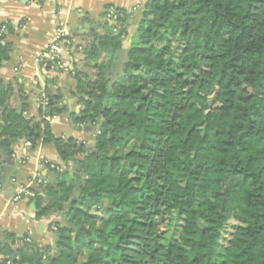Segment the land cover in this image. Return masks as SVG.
Masks as SVG:
<instances>
[{"label": "trees", "instance_id": "16d2710c", "mask_svg": "<svg viewBox=\"0 0 264 264\" xmlns=\"http://www.w3.org/2000/svg\"><path fill=\"white\" fill-rule=\"evenodd\" d=\"M115 13L83 49L91 73L73 77L81 109L71 122L95 128L92 146L11 109L0 84L2 148L51 145L66 167L31 199L36 218L61 217L53 248L6 236L2 263L264 264V0H149L113 77L128 19ZM8 31L0 26V66ZM44 99V117L65 111L60 94ZM173 214L181 234L165 246L160 225Z\"/></svg>", "mask_w": 264, "mask_h": 264}, {"label": "crops", "instance_id": "0c3cea01", "mask_svg": "<svg viewBox=\"0 0 264 264\" xmlns=\"http://www.w3.org/2000/svg\"><path fill=\"white\" fill-rule=\"evenodd\" d=\"M148 1L0 0V26H9L2 44L11 46L8 60L0 66V84L11 89L9 107L16 112L24 109L23 115L35 122L48 121L55 137H72L86 147L92 146L95 128L71 122L72 114H78L81 109L75 97L74 74L76 71L91 72L83 49L95 35L108 32L103 27L105 22L116 26V19L110 17L111 13L116 15L115 10L128 14L123 49L127 51L137 46L136 29ZM58 25L68 26L76 43L83 49L80 52L66 51L59 68L43 69L35 57L54 39ZM106 55L102 52L97 62L105 60ZM45 92L62 96L61 104L65 107L62 114L47 118L40 112L44 108L39 98H44ZM3 111L0 108V113ZM1 143L0 138L3 153L0 156V242L6 236H12L51 249L55 239L52 224L61 220L59 214L52 213L38 219L32 198H15L25 187L35 194L34 190L40 185L36 183V178L44 184H54L56 171H64L66 167L51 145L39 144L33 148L29 143L20 141L12 145L8 152ZM14 244L17 246V241ZM4 259L5 256L0 253V264Z\"/></svg>", "mask_w": 264, "mask_h": 264}, {"label": "built area", "instance_id": "2783aa9c", "mask_svg": "<svg viewBox=\"0 0 264 264\" xmlns=\"http://www.w3.org/2000/svg\"><path fill=\"white\" fill-rule=\"evenodd\" d=\"M110 17L116 19V15L111 13ZM5 28H1V32H4ZM82 45H78L71 35L70 29L66 25H58L55 30L54 39L42 50L39 52L35 61L43 69H56L61 66V59L63 54L66 51H82ZM39 103L44 107L46 106V101L43 97L39 98ZM36 183L44 184L42 180L36 178ZM35 194L30 190L29 187L22 188L20 191V196L15 199L18 200L20 197H29L33 198Z\"/></svg>", "mask_w": 264, "mask_h": 264}, {"label": "rangeland", "instance_id": "374dc122", "mask_svg": "<svg viewBox=\"0 0 264 264\" xmlns=\"http://www.w3.org/2000/svg\"><path fill=\"white\" fill-rule=\"evenodd\" d=\"M175 52H176L175 57H177L179 50L176 49ZM89 69L91 70V68ZM88 72L91 73L90 71ZM106 207H107V203L103 202L102 205L99 207V209L94 208L90 211V213L93 215H101L102 212L105 211ZM182 224H183L182 219L179 218L176 214H173L162 225H160V229L163 231L165 230V234H164L165 236L161 241L163 245L167 246L168 244L177 241V239L181 234ZM200 225L204 227V224L201 222ZM237 225L238 224L234 220H230L224 226V229L222 230V239L220 241V248H224L227 245V242L231 238V235L235 231Z\"/></svg>", "mask_w": 264, "mask_h": 264}, {"label": "water", "instance_id": "95a60500", "mask_svg": "<svg viewBox=\"0 0 264 264\" xmlns=\"http://www.w3.org/2000/svg\"><path fill=\"white\" fill-rule=\"evenodd\" d=\"M127 59V51L122 49L119 52H117L116 54V60L114 61V65L112 68H109L105 71L106 74H110L113 77H116L121 69V67L123 66V64L125 63ZM2 150L0 148V156H2ZM51 264V263H48Z\"/></svg>", "mask_w": 264, "mask_h": 264}]
</instances>
